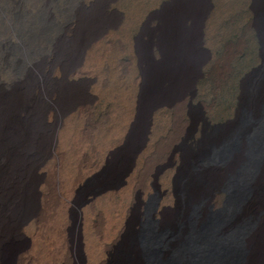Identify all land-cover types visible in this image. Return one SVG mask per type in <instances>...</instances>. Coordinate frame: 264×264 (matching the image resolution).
I'll return each mask as SVG.
<instances>
[{"label": "rangeland", "instance_id": "374dc122", "mask_svg": "<svg viewBox=\"0 0 264 264\" xmlns=\"http://www.w3.org/2000/svg\"><path fill=\"white\" fill-rule=\"evenodd\" d=\"M10 1V84L51 93L13 264H111L129 226L158 261L217 218L245 228L243 264L264 225V0Z\"/></svg>", "mask_w": 264, "mask_h": 264}, {"label": "bare ground", "instance_id": "6f19581e", "mask_svg": "<svg viewBox=\"0 0 264 264\" xmlns=\"http://www.w3.org/2000/svg\"><path fill=\"white\" fill-rule=\"evenodd\" d=\"M9 1L0 0V43L16 39L13 24L19 21L11 19L13 13L10 11L12 5L18 3ZM22 3L27 10L34 11L38 6L36 0ZM84 25L89 27V17ZM4 63L3 56H0V264H13L15 248L12 240L22 236L19 226L29 213L36 210L33 186L41 176L35 177L34 173L43 160L44 145L49 146V130L43 116L48 108L45 93H51L45 92L43 84L41 86L39 79L32 74L27 84L11 85L8 65ZM36 83L38 94L32 97L30 87ZM61 95H64L60 97L62 102L69 100L73 93ZM53 105L59 107V100ZM258 193L255 205L264 202V192ZM217 219L218 223L193 228L166 257L158 254V261L149 258L139 232L129 226L111 264H238L245 253L242 242L245 228L235 225L227 229L224 222ZM249 239L243 264H264V225ZM147 242L154 249L156 240ZM24 263L22 256L15 258V264Z\"/></svg>", "mask_w": 264, "mask_h": 264}]
</instances>
